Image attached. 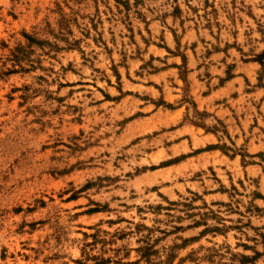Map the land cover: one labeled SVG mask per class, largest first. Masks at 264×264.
Segmentation results:
<instances>
[{
  "label": "rangeland",
  "instance_id": "rangeland-1",
  "mask_svg": "<svg viewBox=\"0 0 264 264\" xmlns=\"http://www.w3.org/2000/svg\"><path fill=\"white\" fill-rule=\"evenodd\" d=\"M0 264H264V0H0Z\"/></svg>",
  "mask_w": 264,
  "mask_h": 264
},
{
  "label": "crops",
  "instance_id": "crops-1",
  "mask_svg": "<svg viewBox=\"0 0 264 264\" xmlns=\"http://www.w3.org/2000/svg\"><path fill=\"white\" fill-rule=\"evenodd\" d=\"M216 112H219V110H217Z\"/></svg>",
  "mask_w": 264,
  "mask_h": 264
}]
</instances>
